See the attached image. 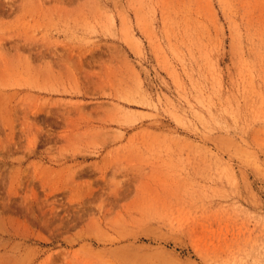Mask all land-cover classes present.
Segmentation results:
<instances>
[{"label": "rangeland", "instance_id": "rangeland-1", "mask_svg": "<svg viewBox=\"0 0 264 264\" xmlns=\"http://www.w3.org/2000/svg\"><path fill=\"white\" fill-rule=\"evenodd\" d=\"M0 264H264V0H0Z\"/></svg>", "mask_w": 264, "mask_h": 264}]
</instances>
